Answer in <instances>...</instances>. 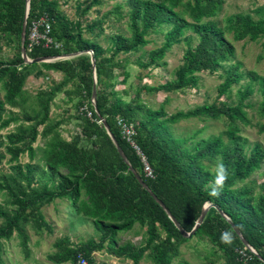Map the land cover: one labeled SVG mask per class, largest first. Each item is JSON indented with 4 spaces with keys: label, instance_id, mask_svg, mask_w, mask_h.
Wrapping results in <instances>:
<instances>
[{
    "label": "trees",
    "instance_id": "16d2710c",
    "mask_svg": "<svg viewBox=\"0 0 264 264\" xmlns=\"http://www.w3.org/2000/svg\"><path fill=\"white\" fill-rule=\"evenodd\" d=\"M27 1L0 0L2 31L10 35L18 33L20 38L25 32V37H28L29 27L38 20L40 32L48 30L54 41L48 47L35 44L28 56L34 60L39 57L65 56L66 49L70 54L92 50L97 82L104 83V87L97 88L95 112L92 113V118L86 119V126L81 130V135L92 142L91 149L79 148L76 143L57 140L58 138L45 148L33 147L39 136V127L48 121L49 103L53 101L56 91L37 95L43 110L37 112L35 117L39 120L36 124L22 129L20 133L7 136L6 150L11 158L17 161L21 154L27 153L30 163L15 167L19 181L16 178L13 181L20 190L19 194H15L8 188L13 198L10 203L16 207L13 212L0 207V218L4 220L0 226V240L10 239L14 232L24 236L23 226L30 221L34 222L38 230L44 227L49 229L41 209L57 199H67L71 201L76 213L93 219L95 229L101 236L99 242L91 239L76 248H64L51 258L55 264H81V260L86 264H93L92 254L102 250L106 243L112 247L116 256L128 258L133 264H138L148 246L152 245L155 263L171 264L179 256V245L189 241V237L181 229L187 234L191 233L204 207L209 204V213L212 212L213 216L205 218L193 236L209 238L211 243L224 252L226 264H264V190L257 201L253 202L251 189L245 186L235 187L248 180L264 164V148L261 145H255L248 154L244 151L246 141L238 134L240 129L237 124L247 123L244 101L255 92L254 85H257L262 97L260 108L264 116V77L255 72L244 75L238 72V66L233 65L229 68L225 82L219 87V97L226 95L232 85L247 76L249 85L240 93V101L236 106L224 103L203 105L188 112H177L168 118L163 106L157 111L145 108L146 117L136 123L135 112L130 105H110L109 95L106 93L107 84L103 80L109 76L106 65L109 59L104 57L106 50L82 40L80 33L76 36L68 33L64 21L46 0H31L30 11L25 19ZM223 3V0H129L128 18L132 37L113 38V56L131 54L147 46L148 31L169 22L174 28L166 33L164 44L148 53V62L139 61L137 66L145 70L157 65L165 58L167 51L180 41L184 32L190 30L199 37L198 44L192 46L190 39L181 71L171 84L164 86V90L173 92L196 87V73H215L235 56L234 45L226 39L224 30L218 28L217 22L213 20L218 17ZM179 7H184L189 13L190 22L177 12ZM256 13L258 18L251 14H237L226 20V31L233 35L234 41L262 40L264 44V7L259 8ZM62 39L65 40V50L55 46V40ZM27 45L26 40L25 49ZM38 66V63L28 64L23 59V54L17 58L16 64L4 65L0 62V82L6 78L3 84L6 95L4 99H0V128H7L11 122L18 120L17 117L4 119L5 105H23L27 72ZM42 67L49 71L64 72L70 78L76 77L79 68L92 74L94 71L92 62L87 58L73 62L62 60L42 64ZM79 77L85 92L92 94L94 77ZM59 90L60 88L57 92ZM83 108L85 109H81V113L86 115L87 105ZM118 117L133 124L134 143L151 166L154 178L146 177L141 156L121 134L117 125ZM193 118L226 119L229 128L225 134L229 141L226 143L222 136H214L199 140L186 148V140H172L169 127ZM102 119L126 159L119 153L105 126H99ZM259 129L264 132V122ZM97 137L99 140H95ZM3 146L0 141V148ZM175 149L179 151L180 157L175 156ZM37 156H40L39 160L32 164L31 161ZM4 157L0 152V162ZM218 157L223 159L229 176L223 192L215 197L208 194L207 185L214 176L211 165L216 163ZM42 162L45 163L46 170L40 169ZM82 196L86 200H82ZM136 223L147 226V245L136 247L128 243L117 246L118 234L132 230ZM235 228L239 233H236ZM160 231L165 233V239L155 243L160 238ZM223 232H231L233 235L231 245L220 241ZM23 239L25 246V238ZM243 239L257 254L246 249ZM242 250L244 255L240 253Z\"/></svg>",
    "mask_w": 264,
    "mask_h": 264
},
{
    "label": "rangeland",
    "instance_id": "374dc122",
    "mask_svg": "<svg viewBox=\"0 0 264 264\" xmlns=\"http://www.w3.org/2000/svg\"><path fill=\"white\" fill-rule=\"evenodd\" d=\"M46 1L53 6L62 18L67 26L68 33L73 34V36L80 33L82 40L94 43L106 50L104 57L109 59L106 63L109 76L104 77L103 80L107 84L106 93L109 95L110 105L117 106L120 103L130 105L135 112L136 123L141 122V119L146 117L145 108L157 111L163 106L167 115L166 118H168L177 112H188L203 105L224 103L236 106L240 101V93L249 85L247 76L239 83L232 85L226 95L219 97V87L225 82L229 68L233 65L238 66V72L244 73V75L248 72H255L264 77L263 41H234L233 35L226 31V20L232 16L251 14L258 18L259 15L256 11L264 7V0H223L222 10L219 12L218 17L213 20L217 22L218 28L224 30L226 39L234 45V58L224 63L215 73L206 71L196 73L198 77L196 87L173 92L165 91L164 86L171 84L181 71L184 63L183 56L190 39L192 46L198 44L199 37L193 32L186 30L180 41L167 51L162 61L142 70L137 66L138 62H148V53L164 44L165 35L174 28L173 24L167 22L148 31L146 39L149 44L137 52L113 56V38L117 36L132 37L128 18L129 0ZM31 2V0L26 2L25 19L28 17ZM119 6L120 10H118ZM177 12L189 22L191 21L189 13L184 7H179ZM37 21L34 22L37 23ZM89 27H91V30H89ZM51 40L54 41L52 38ZM55 41L60 50L66 49L64 39ZM24 44L23 33L20 38L18 33L10 35L4 33L0 28V62L4 65L16 64L17 58L22 57L23 49H25ZM26 49V61H31L32 59L28 56L31 51ZM64 54L72 55L69 56L70 58L65 59L72 62L87 58L91 63L92 57L94 58L92 50L70 54L66 49ZM62 60L58 57L45 58L44 62L38 63V68L29 70L24 85L26 98L23 105L17 107L5 105L4 119L18 118L17 121L11 122L7 128H0V141L4 144L0 148V152L5 156L0 162V207L7 212H13L16 208L10 203L13 198L8 188H11L15 194H19L20 190L17 183L13 181L14 178L18 180L15 167L18 164L24 166L30 163L27 153L21 154L17 161L11 158L6 150L8 146L7 136L20 133L22 129L38 122L39 118L35 116L37 112L43 109L39 105L37 95L42 92L56 91L53 101L49 103L48 121L39 127V136L33 147L36 149L45 148L48 143L58 138L57 140L76 143L79 148L91 149L92 142L81 135V130L85 128L86 119L88 118L87 113L86 115L81 113V109L84 110L83 106L87 105L88 110L92 113L95 112V97H93V93L85 92L79 75L82 77L93 76L96 81V91L97 88L104 87V83L97 82L96 70L92 74L90 71L79 68L76 71V77L70 78L64 72L49 71L42 67V64ZM5 82L6 78L0 82V99H4L6 95L5 86L3 87ZM254 86L255 92L244 101L247 123H237L240 129L238 134L246 141L244 151L247 154L257 144L264 148V132H260L259 129L264 122V116L261 114L260 108L262 97L258 92L257 85ZM58 88L60 90L57 92ZM141 106L144 108L139 109L138 107ZM100 124L99 126L103 125L102 122ZM228 128L229 122L224 118L219 120L193 118L182 120L170 126L169 134L172 140H186L184 147L189 148L199 140L214 136H222L227 143L229 139L225 133ZM95 140H99V138L97 137ZM174 151H176L175 156L180 157L179 151L176 149ZM39 158L40 156H37L31 163L34 164ZM214 164L211 165L212 172L214 171ZM40 169L46 170L44 162L41 163ZM62 172L65 173V170H62ZM36 185L35 182L34 186ZM242 186L252 190L251 199L256 202L264 190V164L248 180L236 184L235 187ZM82 200H86V197L82 196ZM205 208H207V211L204 219L213 216L212 212L209 213L211 205L207 204ZM41 214L49 229L44 227L38 230L35 228L34 222L30 221L23 226L24 236L14 232L10 239H1L0 264H55L51 258L58 252H62L64 248H76L86 244L91 239L99 242L101 234L95 229L93 219L76 213L70 200L57 199L52 204L44 206L41 209ZM3 221V218H0V226H2ZM159 235L160 238L155 243L165 239L164 232L160 231ZM186 236L188 237V235ZM192 236L189 237V241L179 245V256L174 258L171 264H226L223 258L224 252L211 243L209 238ZM23 238H25L26 248L23 245ZM148 239L147 226H140L136 223L132 230L118 234L117 246L128 243L136 247L146 246ZM92 255L93 264H133V261L128 258L116 256L108 243L105 244L102 250L96 251ZM63 264H71V262ZM138 264H156L152 245L148 246Z\"/></svg>",
    "mask_w": 264,
    "mask_h": 264
},
{
    "label": "built area",
    "instance_id": "2783aa9c",
    "mask_svg": "<svg viewBox=\"0 0 264 264\" xmlns=\"http://www.w3.org/2000/svg\"><path fill=\"white\" fill-rule=\"evenodd\" d=\"M39 25L40 24L38 22L37 23H35V22L32 23V25L29 27V30H28V37H25V32L23 33V37L25 39V43H26V40L28 41L27 48L29 50H31L32 47L35 44H38V45L41 44L43 47H48L49 44H51L53 42L51 40L50 36H49V31L46 30L43 33L40 32V30L38 29ZM41 41H43L45 43H41ZM55 46L57 48H59V46H57V45H55ZM58 58L65 60L68 57H58ZM87 115H88L89 118H92V112L91 111L87 110ZM99 123H101V121H99ZM117 125H118L119 129L121 130L122 136L124 138H126V140L132 145V147L141 156L143 164H144V173H145L146 177L154 178V172H153L152 168L150 167V165L146 161V158H145V156H143V154L141 153L140 149L134 143L133 137L135 136V131H134L133 124H130V123L128 124L124 119L118 117L117 118ZM247 247H246V249H248L250 252L257 254L253 248H251L250 246H247ZM240 253L244 255V252H240ZM80 263L81 264H86V262L84 260H81Z\"/></svg>",
    "mask_w": 264,
    "mask_h": 264
},
{
    "label": "clouds",
    "instance_id": "9594fccd",
    "mask_svg": "<svg viewBox=\"0 0 264 264\" xmlns=\"http://www.w3.org/2000/svg\"><path fill=\"white\" fill-rule=\"evenodd\" d=\"M229 171L227 166L224 164L222 158H217L214 164V176L209 181L207 188L210 196L218 197L224 190L225 184L228 180ZM233 235L231 232H223L220 235V241L226 245H231L233 242ZM249 245H246V247ZM252 248V247H251ZM256 252V251H255Z\"/></svg>",
    "mask_w": 264,
    "mask_h": 264
},
{
    "label": "water",
    "instance_id": "95a60500",
    "mask_svg": "<svg viewBox=\"0 0 264 264\" xmlns=\"http://www.w3.org/2000/svg\"><path fill=\"white\" fill-rule=\"evenodd\" d=\"M69 56H72V55H65V56H60V57H68V58H70ZM26 58H27V55H26V53H25V49H23V59L26 61ZM44 61H45V58H37V59H35V60H31V61L27 60L26 62H28V63H41V62H44ZM92 66H93V68H94V70H95V68H96V67H95V59H94L93 57H92ZM95 96H96V81H95V78H94L93 97H95ZM101 122H102L103 125L105 126L106 130L109 132V134H110L111 138L113 139V142H114L115 146L117 147L119 153L121 154V156H122L123 158H125V156H124V154H123L121 148L118 146L117 142L115 141V139H114L113 136L111 135V133H110V131H109V127H108V125L106 124L105 120L102 119ZM125 159H126V158H125ZM206 211H207V208L204 207V209H203V213H202V215H201L199 221L197 222L195 228L192 230L191 233L187 234V233H185V232L181 229L182 233L185 234V235H188V237H191L192 235H194L195 232L197 231V229L199 228V226L202 224V222H203V220H204V217H205V215H206ZM178 227H179V226H178ZM179 228H180V227H179ZM235 231H236V233H239L238 230H237L236 228H235ZM241 238H242V237H241ZM243 242H244L245 245H248L247 242H246L244 239H243Z\"/></svg>",
    "mask_w": 264,
    "mask_h": 264
}]
</instances>
